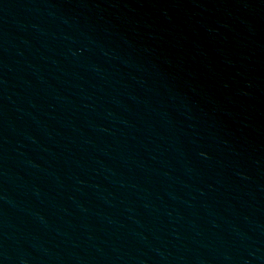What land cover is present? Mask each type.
I'll use <instances>...</instances> for the list:
<instances>
[{
    "label": "water",
    "instance_id": "water-1",
    "mask_svg": "<svg viewBox=\"0 0 264 264\" xmlns=\"http://www.w3.org/2000/svg\"><path fill=\"white\" fill-rule=\"evenodd\" d=\"M38 264H264V0H141Z\"/></svg>",
    "mask_w": 264,
    "mask_h": 264
}]
</instances>
